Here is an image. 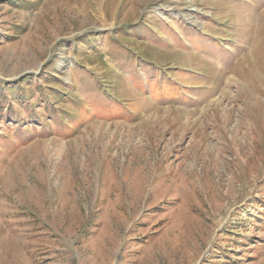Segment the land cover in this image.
I'll return each instance as SVG.
<instances>
[{
    "label": "rangeland",
    "instance_id": "1",
    "mask_svg": "<svg viewBox=\"0 0 264 264\" xmlns=\"http://www.w3.org/2000/svg\"><path fill=\"white\" fill-rule=\"evenodd\" d=\"M0 264H264V0H0Z\"/></svg>",
    "mask_w": 264,
    "mask_h": 264
}]
</instances>
